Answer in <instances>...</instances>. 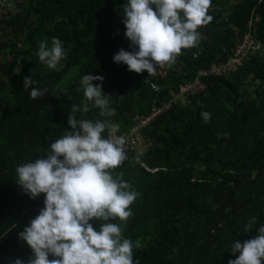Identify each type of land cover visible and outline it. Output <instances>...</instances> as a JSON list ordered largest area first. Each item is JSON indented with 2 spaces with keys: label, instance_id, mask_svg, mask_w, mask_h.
<instances>
[{
  "label": "trees",
  "instance_id": "obj_1",
  "mask_svg": "<svg viewBox=\"0 0 264 264\" xmlns=\"http://www.w3.org/2000/svg\"><path fill=\"white\" fill-rule=\"evenodd\" d=\"M1 1L0 264L17 258L27 264L33 258L18 233L39 214L46 194L32 199L23 192L16 167L44 156L52 142L71 131L67 117L72 107L88 104L83 75L104 77L102 90L114 114L101 116L92 108L77 111L76 118L108 120L101 135L115 139L128 134L133 118L150 109L156 93L149 80L160 85L162 97L193 82L209 62L225 61L249 22L264 42V0H212L208 14L213 20L197 29L198 45L182 49L171 67L148 78L146 70L137 74L112 59L121 48L132 50L124 36L127 0ZM53 37L68 53L59 71L48 69L37 55L40 42L51 47ZM25 76L47 89L43 98H30ZM206 82L191 104L177 102L142 132L150 146L141 164L154 172L126 148L124 162L109 170L140 194L128 221H110L121 227L122 240L133 242L138 264H227L236 258L232 243L257 236L255 229L264 224V55ZM203 112L211 113L207 123ZM225 132L227 138L218 135ZM252 216L257 222L244 232ZM89 223L99 230L98 220ZM54 258L59 259L50 253Z\"/></svg>",
  "mask_w": 264,
  "mask_h": 264
},
{
  "label": "clouds",
  "instance_id": "obj_2",
  "mask_svg": "<svg viewBox=\"0 0 264 264\" xmlns=\"http://www.w3.org/2000/svg\"><path fill=\"white\" fill-rule=\"evenodd\" d=\"M211 3L212 0H127L122 5L124 36L132 50L119 49L112 57L113 62L126 64L129 71L137 74L146 70L148 78L158 75V69L175 63L182 49L198 45L201 34L197 29L213 20L208 14ZM7 6L13 8L14 4ZM37 55L48 69L59 71L68 53L63 42L53 37L51 47L47 41L40 42ZM103 80L101 75H83L81 83L88 104L82 109L72 107L67 117L71 131L52 142L44 156L16 167V182L23 192L32 199L40 193L46 194L39 214L18 233L33 252L27 264H138L133 258V242L127 238L122 240L121 227L110 221L113 218L128 221L133 215L130 206L140 194L123 179H114L109 170L119 168L124 162L125 148L138 157L125 144L138 136L141 118L149 115L154 107L167 105L168 111L177 102H188L190 94L184 93L175 101L171 100L170 92L166 97L158 94L160 100L154 103L153 99L146 114L133 118L128 134L115 139L104 138L101 134L109 126L108 120L93 122L77 119L75 115L77 111L87 113L92 108L100 109L101 116L114 114L111 101L102 90ZM189 83L170 91L179 94ZM35 84L31 76L24 77V89L27 91L31 86L30 98H43L47 89ZM201 116L205 123L211 119L209 112ZM154 123L141 129L140 137ZM218 135L227 138L229 134ZM94 218L100 222L99 230L89 223ZM256 222L257 217L252 216L244 232L252 231ZM255 230L257 236L232 243L230 252L236 258L228 260L227 264H261L264 224ZM135 247H140L139 242ZM50 253L59 259L50 260ZM13 264H25V261L17 258Z\"/></svg>",
  "mask_w": 264,
  "mask_h": 264
},
{
  "label": "rangeland",
  "instance_id": "obj_3",
  "mask_svg": "<svg viewBox=\"0 0 264 264\" xmlns=\"http://www.w3.org/2000/svg\"><path fill=\"white\" fill-rule=\"evenodd\" d=\"M1 8V7H0ZM0 13H2L0 9ZM253 38L256 40V45H260V47H242L240 48L239 52L237 53L236 59L232 61L231 67L227 69V67H222L218 64L217 61L209 62L207 69L209 71V75L206 77V79L211 77H226L235 71H237L240 67H242L245 63L249 62L250 59H252L253 56H256L257 54H263L264 55V42L261 41V39L258 36V31L256 32V28H253ZM252 36V35H249ZM240 39V38H239ZM206 79H202L201 82L198 85H188L187 87L188 92L190 94L189 103H192V98H194L199 93H202L207 88V82ZM175 94L177 92H174ZM167 109V105H164L160 108V110L154 112L153 114H150L149 120H145L141 128L138 130V136H133L126 142V146L135 151L138 154V163H140L141 166L144 167L145 170L149 172H154L155 170H151L144 166V164H141V157L145 154V152L148 150L150 143L149 141H145L140 137V131L141 129L146 128L150 123H153L157 120L159 115L163 114ZM203 169V168H200Z\"/></svg>",
  "mask_w": 264,
  "mask_h": 264
},
{
  "label": "built area",
  "instance_id": "obj_4",
  "mask_svg": "<svg viewBox=\"0 0 264 264\" xmlns=\"http://www.w3.org/2000/svg\"><path fill=\"white\" fill-rule=\"evenodd\" d=\"M11 1H14V0H11ZM0 5H1V8H2L3 3H2L1 0H0ZM253 28H256V27H253L252 23L249 22L248 25H247L246 32H244L242 34V36L240 37V39L230 48L229 53H228L227 58L225 59V61L218 62V64L220 66L227 67V66L230 65L229 67H227V69H229L231 67L230 63L236 59L237 53L239 52L240 48H242V47H257V48L260 47V45H256L257 42L253 38V33H252L253 32V30H252ZM249 35H252V36H249ZM208 75H209L208 69L207 68H202L199 71L198 76L195 77L194 81L189 83V84H186L180 90L179 94H174L173 91H170V96H172L171 100L175 101V100L179 99L182 94L189 93L188 92L189 88L187 87L188 85H195L196 86V85H198L201 82L202 78H206ZM149 85H150V88L153 89L157 93V96L154 98V103L158 102L160 100V97L158 96V94L161 91L160 86L154 81H150ZM162 101H163V103H165L164 99ZM161 107H163V106L154 107L153 110H151L150 114H153L154 112L160 110ZM150 114L145 116V117H143V118H141L138 127H141L145 120H149Z\"/></svg>",
  "mask_w": 264,
  "mask_h": 264
}]
</instances>
